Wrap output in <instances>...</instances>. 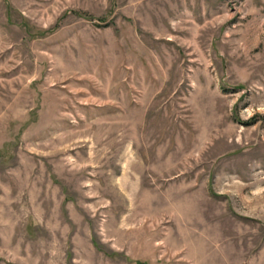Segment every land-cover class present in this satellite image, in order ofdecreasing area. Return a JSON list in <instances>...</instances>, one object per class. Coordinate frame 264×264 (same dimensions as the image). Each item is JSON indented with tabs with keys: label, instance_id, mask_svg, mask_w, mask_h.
Returning a JSON list of instances; mask_svg holds the SVG:
<instances>
[{
	"label": "rangeland",
	"instance_id": "obj_1",
	"mask_svg": "<svg viewBox=\"0 0 264 264\" xmlns=\"http://www.w3.org/2000/svg\"><path fill=\"white\" fill-rule=\"evenodd\" d=\"M0 264H264V0H0Z\"/></svg>",
	"mask_w": 264,
	"mask_h": 264
}]
</instances>
